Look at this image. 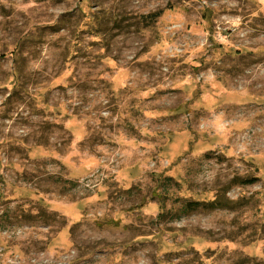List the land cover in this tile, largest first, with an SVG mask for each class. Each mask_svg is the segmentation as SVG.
Returning a JSON list of instances; mask_svg holds the SVG:
<instances>
[{
    "label": "rangeland",
    "instance_id": "1",
    "mask_svg": "<svg viewBox=\"0 0 264 264\" xmlns=\"http://www.w3.org/2000/svg\"><path fill=\"white\" fill-rule=\"evenodd\" d=\"M0 264H264V0H0Z\"/></svg>",
    "mask_w": 264,
    "mask_h": 264
},
{
    "label": "trees",
    "instance_id": "2",
    "mask_svg": "<svg viewBox=\"0 0 264 264\" xmlns=\"http://www.w3.org/2000/svg\"><path fill=\"white\" fill-rule=\"evenodd\" d=\"M162 14V10L160 11H157V12H154V13H150L148 14L146 17L153 20V19H156L157 17H159L160 15ZM201 202L199 201H194V202H190L188 203V206L186 205L184 208H182L185 212L187 211H190L192 209H195L196 207H198V205L200 204Z\"/></svg>",
    "mask_w": 264,
    "mask_h": 264
}]
</instances>
